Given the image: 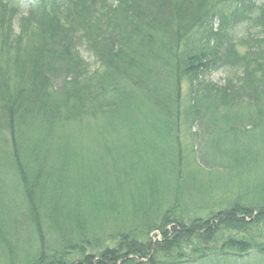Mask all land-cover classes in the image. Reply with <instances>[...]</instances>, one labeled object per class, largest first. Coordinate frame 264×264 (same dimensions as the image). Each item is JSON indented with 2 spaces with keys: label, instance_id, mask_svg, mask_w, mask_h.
I'll list each match as a JSON object with an SVG mask.
<instances>
[{
  "label": "trees",
  "instance_id": "obj_1",
  "mask_svg": "<svg viewBox=\"0 0 264 264\" xmlns=\"http://www.w3.org/2000/svg\"><path fill=\"white\" fill-rule=\"evenodd\" d=\"M181 119L209 174L264 129V0H0V264H264V182L214 201Z\"/></svg>",
  "mask_w": 264,
  "mask_h": 264
},
{
  "label": "rangeland",
  "instance_id": "obj_2",
  "mask_svg": "<svg viewBox=\"0 0 264 264\" xmlns=\"http://www.w3.org/2000/svg\"><path fill=\"white\" fill-rule=\"evenodd\" d=\"M164 57L165 56L163 55V58ZM212 78L214 81L218 82L222 79V76L220 74H216ZM183 102L184 104L187 103L186 97L185 99L183 97ZM145 106L146 107L143 108L141 111L142 116L139 117V120L145 121L148 120L150 116H155L157 120H154L153 122L156 123V125H162V122H164L165 120H160L156 113L164 114V111H161L159 106H152L148 103ZM143 115H146L147 117H143ZM236 116V118H233V122H235L234 124L241 123L243 116L242 113L239 112L238 114H236ZM185 122L186 119H181L180 125H182V127L180 129L179 135V150L183 151L182 154L184 155V166H182L181 169H183V172L189 176L190 173H193L195 176V181L200 178V182L205 183V186L199 184L200 187H205L206 189L210 190L213 185H219L220 188L216 190L215 193H213L212 195L214 201L222 198L223 196H227L225 190L232 189L239 194L240 192L243 193V191L247 189L254 188L255 184L259 182H264V129H259L256 131L249 129V132L247 133L237 132L234 133L232 136H229L227 140V148L225 149V151H227V156L224 159H222L220 156V153L223 151L221 150L219 142L220 140L218 139V137H209L203 140V142H201V146H203L201 151H204V155L211 157V159L217 157V163L213 165L214 169L207 168L208 170H214V172H211V174H209L203 168L197 170V166L194 165V163L197 162V155L200 153V145L196 141L197 137L195 138L194 134L196 128H191V126H188ZM217 122L224 125L226 123L233 124V122L231 121ZM142 128L144 127L140 126V130ZM121 138H123V133H121L120 137L115 140V143L119 149L121 143L123 144V139ZM158 138L162 139L163 142L162 143L158 141L160 146L163 147L165 151L168 150L166 151V154L175 149L174 141L173 146L167 136L163 135ZM94 139L96 141H99V138L97 137H95ZM141 139H143V137H141ZM143 142H145V140ZM143 142L141 143V145H143ZM194 143L196 144V146H193ZM88 145L89 143L87 141V146ZM197 151H199V153ZM246 153H248L250 157H246ZM254 153H257L256 157ZM114 155L117 156V161L122 160L124 156V150H117L115 151ZM242 156L245 157L246 163L242 161ZM220 161L222 162L219 163ZM238 162H240L241 165H239ZM118 167H121V165ZM148 171L156 172L155 166L152 165L146 169H139L138 172L133 173L129 180H124L122 182V191H124L126 195H131L133 194V190L137 191V187L139 189L141 187L146 188L147 181L143 183L144 180H142V176L143 173L146 174V172ZM221 177L223 178L222 180L220 179ZM145 196L146 195H140L141 198L139 201H145L146 198H143ZM130 198L131 197L127 196V199ZM8 199L9 198L7 197V200ZM248 204H250V202ZM160 240L161 235L158 233L155 235L154 241ZM254 263L259 264L257 262Z\"/></svg>",
  "mask_w": 264,
  "mask_h": 264
}]
</instances>
